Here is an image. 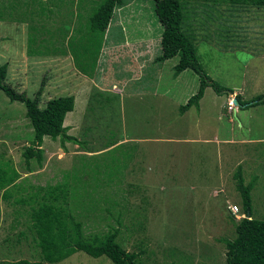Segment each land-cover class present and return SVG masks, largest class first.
Masks as SVG:
<instances>
[{
  "label": "rangeland",
  "instance_id": "obj_1",
  "mask_svg": "<svg viewBox=\"0 0 264 264\" xmlns=\"http://www.w3.org/2000/svg\"><path fill=\"white\" fill-rule=\"evenodd\" d=\"M92 1L0 0L6 83L31 99L41 89V109L50 99L73 96L64 126L78 143L61 148L58 139L43 138L41 165L27 164L23 152L33 134L25 106L0 91V181L18 174L7 200L0 190V261L41 260L31 213L51 203L87 238L117 231L116 242L143 264H163L167 254L182 264L183 254L225 264L222 240L233 241L247 218L237 174L244 185L253 183L251 218L264 221V105L229 111L237 95L250 101L264 94V8L177 0L183 31L206 73L232 90L217 95L207 88L199 108L181 115L199 79L191 70L174 77L178 56L157 61L163 28L153 0H123L93 74L77 69L69 44L81 52L86 43ZM30 48L42 55L28 57ZM64 183L65 196L46 194ZM55 264L112 262L77 252Z\"/></svg>",
  "mask_w": 264,
  "mask_h": 264
},
{
  "label": "trees",
  "instance_id": "obj_2",
  "mask_svg": "<svg viewBox=\"0 0 264 264\" xmlns=\"http://www.w3.org/2000/svg\"><path fill=\"white\" fill-rule=\"evenodd\" d=\"M81 1V0H80ZM155 14L161 24L162 36L160 39L161 56L158 62H164L175 56L179 57L174 66V77L176 78L185 70H191L198 76L199 86L185 105L179 107V114L183 115L190 108H199V102L204 97L207 88H211L215 94H231L232 90L214 81L203 68L193 44L185 35L183 28V12L181 3L177 0H153ZM256 8H264V0H236ZM123 0H93V6L85 24V35L82 37L86 43L79 45L81 52L74 47L73 42L69 44L73 61L79 71L87 77L93 74L96 68V58L101 50L106 31L112 20L114 9L123 4ZM81 41V39H80ZM29 42H34L33 37ZM42 55L40 51L29 49L27 56ZM90 61V63H89ZM7 63L0 65V91L10 102H18L25 106V116L29 121L33 134V145L26 148L23 158L28 164L31 160L40 166L43 160L41 145L44 137L52 141L59 140L61 148L65 143L78 144L77 140L67 134L64 120L68 113L75 107L73 96L56 97L47 101L46 106L39 108L41 89L38 90L33 99L23 92H17L6 83ZM236 105L241 110H246L259 105H264V94L250 101H243L237 95ZM236 189L240 194L243 210L247 218L242 219L235 227L236 237L233 241L222 240L226 247L225 264H264V221L251 218V190L253 183L243 184L240 174L236 175ZM18 174L12 171L9 176L3 174L0 181V190H4L2 198L7 200L9 194L8 186L12 185ZM65 183L48 186V194L53 200H58L67 194ZM23 203V201L21 202ZM33 227L35 229L37 246L40 249L41 260L30 262L28 260L0 261V264H55L66 260L77 252H83L92 258L106 257L112 264H143L138 261L136 253L125 251L117 242V231L107 233L102 237L84 236L81 225L73 218L63 213L62 208L51 203H42L31 213ZM188 256L192 257L191 254ZM193 258V257H192ZM174 264V263H169Z\"/></svg>",
  "mask_w": 264,
  "mask_h": 264
},
{
  "label": "crops",
  "instance_id": "obj_3",
  "mask_svg": "<svg viewBox=\"0 0 264 264\" xmlns=\"http://www.w3.org/2000/svg\"><path fill=\"white\" fill-rule=\"evenodd\" d=\"M8 66V68H9V65H7ZM183 73V72H182ZM181 75V73L178 75V76H180ZM177 76V77H178ZM176 77V78H177ZM74 111V110H73ZM72 111V112H73ZM72 112H70V113H72ZM69 114V113H68ZM67 114V115H68ZM66 115V116H67ZM66 118V117H65ZM65 121V120H64ZM64 125V124H63ZM44 138H47V137H44ZM43 140H45V139H43ZM178 252H180V251H178ZM183 256H184V258L183 259H185L186 260V264H207V263H205V262H198L197 260H195L194 258H192V257H190V256H188L187 254H183ZM163 261H164V263L163 264H169V263H174V264H182L181 262H179V259L177 258V255H175V254H173V255H165L164 257H163Z\"/></svg>",
  "mask_w": 264,
  "mask_h": 264
},
{
  "label": "built area",
  "instance_id": "obj_4",
  "mask_svg": "<svg viewBox=\"0 0 264 264\" xmlns=\"http://www.w3.org/2000/svg\"><path fill=\"white\" fill-rule=\"evenodd\" d=\"M233 107H234V104L232 103L230 106H229V111L233 110ZM231 210H232V213L233 214H236L238 212V207L236 205H234L233 207H231Z\"/></svg>",
  "mask_w": 264,
  "mask_h": 264
},
{
  "label": "clouds",
  "instance_id": "obj_5",
  "mask_svg": "<svg viewBox=\"0 0 264 264\" xmlns=\"http://www.w3.org/2000/svg\"><path fill=\"white\" fill-rule=\"evenodd\" d=\"M233 104H234V106H237V105H236V101H235V97H234V99H233Z\"/></svg>",
  "mask_w": 264,
  "mask_h": 264
}]
</instances>
